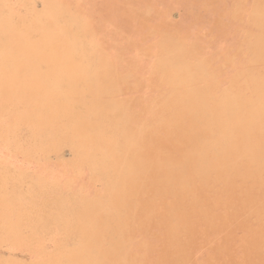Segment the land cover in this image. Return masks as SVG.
Instances as JSON below:
<instances>
[{
	"label": "rangeland",
	"instance_id": "obj_1",
	"mask_svg": "<svg viewBox=\"0 0 264 264\" xmlns=\"http://www.w3.org/2000/svg\"><path fill=\"white\" fill-rule=\"evenodd\" d=\"M0 4L8 15L20 20L41 14L51 5L59 6L61 13L72 19L68 26L79 29L96 67L92 79L78 73L67 83L88 85L78 97L86 102V119L99 116L95 132L59 130L62 141L47 147L35 146L26 133L30 127H39L46 129L43 133L50 138L51 130L59 129L60 113L56 115L50 105L53 97H23L18 108L2 115L1 122L8 128L15 124V117H22L16 122L22 129L17 136L22 138L18 143L6 135L12 139L9 143L1 135L0 177L12 184L28 183L29 199H35L32 206L27 195H18L17 205L7 212L0 204L5 217L9 216L8 226L16 217L24 220L29 207L36 211L51 200L62 206L63 214L66 209L68 213L59 224L63 228L49 225L47 231L31 221L24 226L12 224L14 230L6 231L8 226L0 222V264H59L70 251L77 252L71 235L79 223L93 230L78 256L95 264H264V133L256 144L262 148L261 157L253 152L254 156L248 155L252 147L243 145L238 137L235 146L247 158L233 162L222 156L221 147L212 152L211 134L204 129L223 97L249 102L264 97V0H0ZM40 81L39 90H44L47 82L55 83L44 78ZM90 107L94 108L93 117L87 112ZM243 118L253 122V118ZM259 125L264 126V117ZM192 130L197 134L193 142L189 140ZM202 141H207L206 145ZM120 142L130 146L126 152L119 151L130 161L127 165L125 156L114 152ZM158 154L173 161L166 171L181 168L180 176L169 180L167 192L155 165L146 173L143 169V158L154 164ZM230 163L238 170L228 175ZM198 165L205 170L198 171ZM148 208L152 209L150 215H146ZM72 213L82 217L72 221ZM105 217L115 229L113 244L104 243L103 232L94 234L99 222L107 221ZM113 218L117 220L111 221ZM93 223H98L96 228ZM94 238L97 243L93 246Z\"/></svg>",
	"mask_w": 264,
	"mask_h": 264
},
{
	"label": "bare ground",
	"instance_id": "obj_2",
	"mask_svg": "<svg viewBox=\"0 0 264 264\" xmlns=\"http://www.w3.org/2000/svg\"><path fill=\"white\" fill-rule=\"evenodd\" d=\"M61 12H62V10L59 8V6L51 5V7L45 9V11L43 13H41V14H33L30 19H28V20L25 21V20H20V19H17V18H14V17L8 15V13L6 12L4 6H2L0 4V99L1 98L2 99L4 98L3 99L4 103H2L0 105V137L4 136L7 139L8 137H6V135L7 136L8 135H11L12 137H14V139L18 143L19 142L21 143L22 135L21 136H17V135H19L18 133L22 129L21 128L19 129V126L16 125V122H17V118H21L22 119V117H20V116L19 117L17 116V118L15 117L16 122H15V124L12 125L11 128H8V126H5L7 124L4 125L3 124L4 121L2 123L1 120H2V115H6L11 110H13L15 108H18V107H16V105H17L18 102H20L21 98H23V97H28V99H30V97H44V96L53 97L52 98L53 101L51 102L52 104H50V105L53 106L52 108L54 109V112L56 113V115L60 113V116H61L60 118H58V119H60L59 120L60 122H58L56 124L57 128H59V129L58 130H53L52 129L51 130L52 132L50 133L55 140L52 137L48 138L46 132L43 133L46 129L43 131V130H41L42 128L39 129V127H38L39 130L38 129H34L33 130V129H31L32 127H30V129L26 133L28 135V136L26 135V137H28L27 140H30V141L33 140V144L35 146L36 145L37 146L38 145H44V146L50 147V146H54L56 144H59L62 141L61 134L58 132L59 130H63V131L64 130H67V129H69V131H78V130L90 131L91 130L90 132H92V130H94V129L97 128V123L98 122L95 121V119H97V117H99V116H96V115L94 116V113H93L94 112V108L93 107H90L87 112H89L91 114L90 116H92V117L94 116V117L91 118V119H86L87 118L86 117V110L84 108V105H85L86 102H85V100L83 98L78 97L81 93H83L84 91H87V89H88L87 86L88 85L86 83H80L78 85H74V83L69 85L67 83V80L68 79H74L75 77H77L76 75L78 73H81L82 75H85V77H89L90 79H92L93 78L92 76L95 73L94 67H96V65H95V58L93 59L90 56L91 55L90 54L91 53V48L86 43H84L82 41V38H81V36L79 34V29L78 28L74 29L73 27L71 28V27L68 26V24L72 21V19L65 17L63 15V13H61ZM40 26L42 27V29H40L41 28ZM58 29H60V31H58V32L55 31V30H58ZM81 58H82V61L83 62L81 61ZM100 66H99V68H100ZM42 77L44 79H46V82L47 81H50V82H55V83H49V82H47V84L44 87L42 86L44 90H41V89L39 90L38 84L41 82L40 80L43 79ZM103 81H105V80H103ZM102 86H104V85H102ZM103 89L105 90V88H103ZM107 90L109 91L110 89H107ZM94 92H95V90H94ZM92 93H93V90H92ZM262 98L264 99V97H258L255 102H249L248 100L242 99L241 97H223V99L220 101V103L217 106H215L217 108H215V110L212 112L211 117L209 116L210 123L208 124V122H207V124H208V125H206L207 127L204 126L205 127L204 128L205 129V132L211 134V140H210L211 142L209 144L211 146L210 149L212 150L213 153H216L217 147H218V149H219V147H221L220 150L222 151V156L225 155L226 158L231 157L233 162L237 161L240 158H241L240 160H242V157L243 156H246V155H243L244 154V151L243 150H240V149H238L235 146V140L238 139V137H240V138H242V144L243 145L246 144L249 147H252V148L248 149L249 150V151H247V152H249L248 155L251 154L252 156L255 155L256 157H258V156L261 157L263 155L262 148L256 146V144H258V139L264 133V129H263L264 126L260 127L261 125H259L260 119L264 117V100H262ZM49 99H47V100H49ZM86 99H87V97H86ZM37 103H39V102L37 101ZM49 103H48V106H49ZM20 104L23 105V103H20ZM43 104H42V106H43ZM37 105L39 106L40 104H37ZM32 106H31V108H32ZM44 106H46V105H44ZM93 106L96 108V105H93ZM24 107H25V105H24ZM34 108H35V106H34ZM24 109H26V107ZM244 109H245V111H244ZM192 110H193V108H192ZM74 111H75V113H74ZM198 112L200 113V111H198ZM244 112H245L246 115H243ZM38 113H39V111H38ZM38 113H36V114H38ZM48 114L49 113H47V115ZM31 115H32V113H31ZM108 115H110V113H108ZM42 116H45V113H43ZM51 116H52V114H51ZM112 116H114V115H111V117ZM244 116H247V118H250V119L253 118V122L250 123V122L244 121V118H243ZM26 117H28V116H26ZM45 118H46V116H45ZM45 118H43V119H45ZM54 118H55V116H54ZM116 118H113V119H116ZM32 119H34V118H30V120H32ZM100 120H101V116H100ZM102 120L104 121L105 119H102ZM23 121H25V120H23ZM45 121H46V119H45ZM28 123H29V121H28ZM43 123H44V121H43ZM31 124H32V122H31ZM34 124H35V122H34ZM114 124H116V123H114ZM52 125L53 124H51V126ZM36 127L34 126V128H36ZM118 127H120V126H118ZM46 128H48V127H46ZM78 128H80V129H78ZM123 128H124V126L122 127V129ZM119 129H121V128H119ZM94 132H95V130H94ZM105 132H104V134H105ZM111 132H114L115 133V130L114 131L112 130ZM119 133H121V132H119ZM189 134H190L189 140L192 139L191 142L195 141V138H196L197 134L195 132H193V130H192V133H189ZM91 135H93V134H91ZM118 136H119V134H118ZM83 137L84 136H82L81 138H83ZM110 137L112 138V135ZM123 137H124V135H123ZM81 138H79V139H81ZM94 138H95V136H94ZM121 139H123V138H121ZM7 140H9V139H7ZM11 140H9V143H10ZM71 140L75 141L74 137ZM98 140H100V139H98ZM125 140H126V138H125ZM82 141H83V139H82ZM90 141H92V140H90ZM109 141H111V140H109ZM85 142L87 143L88 141H86L84 139V143ZM111 142H112L111 145H113L114 144L113 143L114 140L111 141ZM9 143H8V145H9ZM206 143H207V141H202L201 144H205L206 145ZM91 144H92V142H91ZM96 144H98V143H96ZM19 145H21V144H19ZM205 145H202L203 149L205 148ZM131 146H134V145H131ZM254 146H256L254 148V151H251V150H253V147ZM127 147H130V146H128L127 144L124 145V143L121 144V142H120V144H117V146L115 147L114 152H116V151L119 152L120 150H124V152H126L125 150H126ZM87 148H89V147H87ZM151 148H152V146H151ZM206 148H205V150H206ZM244 148H245V146H244ZM197 149H198V147H197ZM203 149H202V151L200 153L201 155L205 152V151H203ZM208 149H209V147H208ZM114 152H112V153H114ZM245 152H246V150H245ZM251 152H253L254 155ZM120 154L122 156H125V161L124 162H126V163H124V164L127 165L128 162H130V161L126 160V157L127 156L125 154H122V152ZM127 155H128V152H127ZM133 156H135V155H133ZM246 158H247V156H246ZM133 159H134V157L132 158V160ZM262 160H263V158H262ZM142 161H143V169H144L145 173L147 171H149L150 168L153 167V165H155V167H157L156 168L157 171H159L161 173V179H163L166 182V184H167V187L164 189L166 192L169 191L168 190V188H169V186H168L169 185V180L170 179H175L174 175H179L180 176V173H179L180 172L179 170H181L180 166L175 167V170H173V171H166V170L169 169L168 167H170L171 163L173 162L171 160V158L169 156H167V155H163V156L160 157V155L158 154L157 155V160H156V162L154 164L151 161L147 160L146 158H143ZM253 161H254V159H252V165H254L253 164ZM189 163H191V162L189 161ZM215 163H216V161H215ZM213 164H214V162H213ZM212 166H214V165H212ZM244 166L246 167V165H243V167ZM184 167L185 166H183V168ZM195 167H197V166H195ZM228 167H229L228 170H227V174L228 175L233 174L235 169L238 170V166L236 167L232 163H230V165ZM230 167H232V168H230ZM248 167H250V166L248 165ZM123 168H124V166H123ZM171 169H174V168H171ZM258 169H260V168H258ZM197 170L198 171H204L205 169L202 170L201 165H198ZM117 171H119V169H117ZM124 171H125V169H124ZM121 172L122 171L120 170L119 173H121ZM130 172H132V170H130ZM255 172L257 173V170ZM0 174H2V170H0ZM125 177L127 178L128 176L126 175ZM250 177H252V176H250ZM257 178L258 177H256V179ZM120 179H122V178H120ZM136 180H137V178H136ZM227 181H228V183H230V180L229 179H227ZM121 182L123 183L124 181H121ZM174 183H175V181H174ZM178 183H180V182H178ZM27 184L28 183H26V184L25 183H21L20 184L19 182H14V184L8 183V180L0 177V204L3 206V209L6 212L7 211H12L11 208H13L14 206L17 205L16 203H17V197H18V195H20V196L22 195L21 197H25L27 195L26 198L28 200V203L29 204L31 202H32V204L34 203V201H32L34 198L33 199H29L30 197L28 196V192H29V189H31V188ZM183 184H185V183H183ZM135 185H137V184H135ZM109 186H111V185H109ZM122 186H123V184H122ZM127 187H128V184H127ZM134 189H136V188H134ZM130 191H131V189H130ZM189 193H191V192H189ZM124 194H126V193H124ZM31 196H33V195H31ZM133 196H132V198H133ZM116 197H118V196H116ZM124 198H125V200L127 199L126 197H124ZM194 200H196V197L195 196H194ZM49 202L50 203H48V202L44 203L41 206V208H39V209L35 208V210L37 212L36 211H32L31 207H29L27 209V211L25 212V215H26V217H24L25 219L24 220H18L17 217H16V219H15L14 222L11 220L12 221V224H14L15 226H18V225H23L26 222L31 221L34 224H37L38 227L44 228V230H46V231L48 229L47 226H49V225H58L59 228L61 229L62 226L60 227L59 224H61V222L63 220H66L65 217H67L68 210L66 209V213L63 214L62 206H59L57 204V202H55L54 200H51ZM9 203H11V204H9ZM129 203L131 204L132 202L130 201ZM135 203H136V201H135ZM138 204H140V203L138 202ZM122 205H124V204L122 203ZM32 206H34V204ZM104 207L105 206H103V208ZM151 208L150 209L149 208L147 209L146 215H150L152 213V209ZM117 209H119V208H117ZM130 209H133V208H130ZM4 210H0V220H1L0 222H2L3 224H6V227H7L10 220H9V216L6 215V217H5V214L6 213H5ZM119 210H121V209H119ZM121 212H124V211H121ZM91 213H92V211H91ZM96 213L98 214V212H96ZM7 214H9V213H7ZM79 215L81 216V214L72 213L70 218H71L72 221H74ZM87 215H88V212H87ZM107 216L108 215H106V217ZM96 217H97V215L95 214V218ZM106 217L104 218V220L106 219ZM108 218H110V217H108ZM111 218H112V216H111ZM114 218L111 221H114L115 222V220H117V219L114 220ZM120 219H122V218H120ZM83 220H85L87 222V220L83 218L82 219V222H83L82 224H85V221H83ZM94 220L95 219H93V222H94ZM120 221H123V220H120ZM97 222H99V221L97 220ZM103 222L102 223L99 222V227H97V228H96V226H97L98 223L96 225H95L96 221H95V223H93V225H95V228H96V231L94 232V234H98L97 232H103L104 233V236H105V239L104 238H101V239L104 240V243L105 244H109L110 241L115 240L114 238H116V234L114 232L115 229L113 230L111 228L110 223L108 222V220L105 221L104 223ZM76 223H77V220H76ZM12 224H10L8 226V229L5 228L6 231L7 230H10V231L11 230H14L12 228V226H13ZM74 224H75V222H74ZM87 224L88 223H86L84 226H88ZM76 225H78V226H76ZM76 225H74V226H76L78 229L75 228V232L71 236H72L73 241H74L73 242L74 243L73 244V247L75 248L74 250H76L77 252H75V251L72 252L73 250L70 251L68 253V256H65V257L60 258L59 264H95V262L92 259H85V260H83L82 258L79 257L80 254H81V252H79V251L82 250L80 246H83L82 244H83L84 240L86 239V237H90V236H88L89 234H91L89 232H91L93 229L90 230L89 226H88V228L85 227L86 228L85 229L84 227L79 226L80 223L79 224H76ZM113 225H114V223H113ZM63 226H65V225H63ZM66 226H67V224H66ZM49 227H51V226H49ZM113 228H115V227L113 226ZM118 229L116 228V230H118ZM1 231H3V230H1ZM64 232H65V230H64ZM94 234H92V235H94ZM0 235H1V233H0ZM9 235H10V233H9ZM3 236H4V231H3ZM94 236H96V235H94ZM99 236L97 237V239L100 238ZM95 239L96 238L93 239L94 240L93 246L97 243V241L95 242ZM117 240L118 239H116V241ZM113 242L114 241H112V244H113ZM90 244H92V243H90ZM115 244H117V242ZM120 244H121V242H120ZM120 244H119V246L118 245L117 246L120 247L121 246ZM84 245H85V243H84ZM97 247H99V246H97ZM97 247H94V248H97ZM108 248H110V247L108 246ZM102 249H104V248H102ZM115 252H117V251H115ZM111 253L113 254V252H111ZM107 254H108V252H107ZM107 254L105 253V255H107ZM96 262H97V260H96ZM39 264H42V263H39Z\"/></svg>",
	"mask_w": 264,
	"mask_h": 264
}]
</instances>
